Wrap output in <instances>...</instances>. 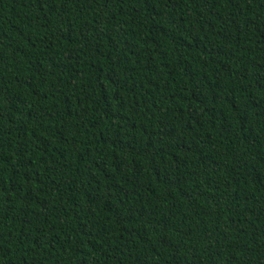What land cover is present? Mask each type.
<instances>
[{
    "label": "trees",
    "instance_id": "trees-1",
    "mask_svg": "<svg viewBox=\"0 0 264 264\" xmlns=\"http://www.w3.org/2000/svg\"><path fill=\"white\" fill-rule=\"evenodd\" d=\"M0 264H264V0H0Z\"/></svg>",
    "mask_w": 264,
    "mask_h": 264
}]
</instances>
